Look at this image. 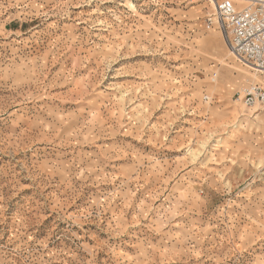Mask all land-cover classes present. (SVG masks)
<instances>
[{
	"label": "rangeland",
	"instance_id": "374dc122",
	"mask_svg": "<svg viewBox=\"0 0 264 264\" xmlns=\"http://www.w3.org/2000/svg\"><path fill=\"white\" fill-rule=\"evenodd\" d=\"M210 13L0 0V264H264V75Z\"/></svg>",
	"mask_w": 264,
	"mask_h": 264
},
{
	"label": "built area",
	"instance_id": "2783aa9c",
	"mask_svg": "<svg viewBox=\"0 0 264 264\" xmlns=\"http://www.w3.org/2000/svg\"><path fill=\"white\" fill-rule=\"evenodd\" d=\"M196 1L212 8L204 19L205 28L224 30L231 54L264 75V0H245L241 8L231 0ZM242 99L245 106H263L264 83L250 84Z\"/></svg>",
	"mask_w": 264,
	"mask_h": 264
},
{
	"label": "crops",
	"instance_id": "0c3cea01",
	"mask_svg": "<svg viewBox=\"0 0 264 264\" xmlns=\"http://www.w3.org/2000/svg\"><path fill=\"white\" fill-rule=\"evenodd\" d=\"M260 76H261V75H260ZM261 80H262V81H257V82L263 84V83H264V76L262 77Z\"/></svg>",
	"mask_w": 264,
	"mask_h": 264
}]
</instances>
